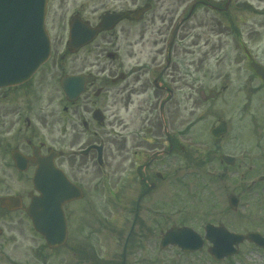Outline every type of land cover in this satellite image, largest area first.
I'll list each match as a JSON object with an SVG mask.
<instances>
[{"label":"flooded vegetation","instance_id":"flooded-vegetation-1","mask_svg":"<svg viewBox=\"0 0 264 264\" xmlns=\"http://www.w3.org/2000/svg\"><path fill=\"white\" fill-rule=\"evenodd\" d=\"M79 1L59 0L64 17L70 6L74 10L65 23L57 24L56 33L49 29L53 47L48 63L28 83L0 89L1 240L6 233L12 236L18 223L24 229L22 224L29 222L28 199L37 195L30 187L37 169L35 155L55 157L84 192L82 200L88 188L99 187L90 184H108L99 197L104 211L108 196L136 200V223L143 208L148 215L162 212V207L167 210L169 198L185 190L178 164L187 140L180 129L177 97L192 84L189 71L176 67L187 23L175 21L185 19L186 5L179 2L171 10L169 0ZM215 1L197 0L194 11L199 4L225 15L235 4L240 10L249 7L241 0ZM74 18L82 20V31L75 32L85 40L82 45L72 42ZM219 24L227 30L236 25L232 19ZM70 76L83 85L80 96L71 99L67 92L76 93L80 86L66 83ZM109 162L119 166L112 173L114 182ZM95 167L99 173L92 175ZM4 199H12L10 208L2 205ZM13 215L20 220L14 222Z\"/></svg>","mask_w":264,"mask_h":264},{"label":"rangeland","instance_id":"rangeland-1","mask_svg":"<svg viewBox=\"0 0 264 264\" xmlns=\"http://www.w3.org/2000/svg\"><path fill=\"white\" fill-rule=\"evenodd\" d=\"M195 1L168 2L171 10L181 2L188 11ZM202 1L216 4L215 0ZM241 1L249 3V7L240 10L239 4H235L229 15L212 12L208 6L199 4L194 11L195 17L186 25V39L179 43V65L176 67L189 71L186 74H191L188 79L192 89L186 88L178 94V118L180 129L186 134V143L190 145L189 140L193 139L196 145L184 148L187 152L179 165L185 178V190L169 198L167 210L162 207V212L158 209L155 214L148 215V210L143 208L127 248L126 264H264V249L250 243L241 245L239 254L224 262L212 260L207 250L209 243L196 254H185L177 247L164 250L160 247L163 231L174 224L189 226L204 234V225L211 222L215 226L228 227L234 233L252 231L264 236V193L258 192V185L248 188L249 181L264 175V85L249 66L244 49L238 43L241 37L249 52L264 66V0ZM58 4L59 0L50 3L47 21L52 33H56L57 24L62 20L65 23L74 10L70 6L64 17ZM231 19L236 23L234 29L220 26V22L228 24ZM182 63L185 67L180 66ZM188 64L191 66L187 67ZM222 87L228 91L221 97L209 103L200 98L203 89L207 93L219 92ZM222 119L229 123V133L217 140L210 131ZM188 124L189 127H184ZM108 140L112 144V138ZM224 155L236 158L234 167L221 163ZM112 164L109 162L108 168L111 182H114L116 177L112 173L119 166ZM98 173L97 169L91 172L92 175ZM208 173L216 175L210 177ZM101 182L90 184L99 187L88 188L86 200L68 206L70 240L66 247L48 250L29 222L22 224L24 229L18 228V223L13 235L6 233L0 242V264H97L100 255L105 262L123 264L124 242L134 223L136 200L117 201L108 196L106 214L101 210L103 202L98 199L104 195ZM231 194L241 198L242 206L237 211L228 205ZM13 218L17 222L20 215H13ZM89 244L94 253L82 263L74 254L75 247L85 250Z\"/></svg>","mask_w":264,"mask_h":264},{"label":"water","instance_id":"water-1","mask_svg":"<svg viewBox=\"0 0 264 264\" xmlns=\"http://www.w3.org/2000/svg\"><path fill=\"white\" fill-rule=\"evenodd\" d=\"M47 3L48 0H0V88L28 81L48 61L51 43L46 31ZM252 65L264 79V68L256 63ZM226 130L227 124L222 123L213 134L220 137L227 133ZM38 172L34 182L41 197L33 200L27 212L48 245L56 248L65 244L68 236L63 206L80 197L81 191L53 165H49V169L42 166ZM43 176H51L53 180L43 183ZM230 204L236 208L237 200L232 197ZM207 239L214 245L210 251L216 260L237 254L234 246L246 240L264 247L263 236L256 233L235 235L224 227L210 226ZM168 245H179L183 251L196 252L203 247V239L191 229L174 228L163 238L162 247Z\"/></svg>","mask_w":264,"mask_h":264}]
</instances>
